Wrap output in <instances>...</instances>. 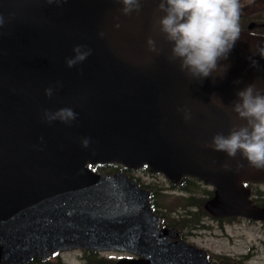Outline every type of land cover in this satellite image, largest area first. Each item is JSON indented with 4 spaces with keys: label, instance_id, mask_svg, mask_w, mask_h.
Segmentation results:
<instances>
[{
    "label": "water",
    "instance_id": "obj_1",
    "mask_svg": "<svg viewBox=\"0 0 264 264\" xmlns=\"http://www.w3.org/2000/svg\"><path fill=\"white\" fill-rule=\"evenodd\" d=\"M159 2L141 0L139 13L123 15L121 0H0L1 263L83 247L140 255L115 264H209L204 251L160 228L147 190L123 172H95L96 163L196 175L216 186L210 212L264 216L242 185L264 179V169L210 146L215 134L247 123L233 111L238 91L251 83L264 90V36L240 31L218 61L226 70L196 77L169 58ZM263 7L257 0L240 12ZM76 45L91 54L69 68ZM65 107L75 121L43 119L44 109Z\"/></svg>",
    "mask_w": 264,
    "mask_h": 264
},
{
    "label": "clouds",
    "instance_id": "obj_2",
    "mask_svg": "<svg viewBox=\"0 0 264 264\" xmlns=\"http://www.w3.org/2000/svg\"><path fill=\"white\" fill-rule=\"evenodd\" d=\"M121 2L123 15L139 13L142 9L141 0ZM159 10L165 13L159 20L160 31L172 44L169 58L179 59L181 70L200 78L208 77L214 71L226 70L218 61L228 58L240 37L239 0H160ZM3 23L4 19L0 16V25ZM116 26L119 27V24ZM147 43L150 51H157L153 38L149 37ZM83 48V45L74 47L75 55L66 59L69 68L83 62L91 54V49L84 51ZM256 63L252 61L253 66ZM53 93V87L45 89L49 98ZM237 95L239 99L233 103V111L247 123L234 126L228 135L215 134L210 146L216 151L226 152L231 158L240 153L251 166L264 169V90L251 83L239 90ZM76 118L77 113L68 107L56 111L43 110V119L48 123L56 120L70 123ZM82 143L87 147L89 140L86 138Z\"/></svg>",
    "mask_w": 264,
    "mask_h": 264
},
{
    "label": "flooded vegetation",
    "instance_id": "obj_3",
    "mask_svg": "<svg viewBox=\"0 0 264 264\" xmlns=\"http://www.w3.org/2000/svg\"><path fill=\"white\" fill-rule=\"evenodd\" d=\"M239 25L242 30L264 34V11L239 17ZM150 176V183L159 186L158 175L150 173ZM183 178L181 186L168 180L169 186L189 190L186 184L193 177ZM246 185L251 190L252 204L264 206V181H247ZM176 220V224L172 225L167 214L161 216L164 225L178 229L179 234L174 239H184L204 248L212 264H264V219L242 215L214 216L201 207L198 215L178 217ZM218 245L225 248L219 249Z\"/></svg>",
    "mask_w": 264,
    "mask_h": 264
},
{
    "label": "rangeland",
    "instance_id": "obj_4",
    "mask_svg": "<svg viewBox=\"0 0 264 264\" xmlns=\"http://www.w3.org/2000/svg\"><path fill=\"white\" fill-rule=\"evenodd\" d=\"M134 174L138 175L139 173L134 172ZM188 183V186H190V184L193 186H191L192 189L187 193H182L180 190H177L168 193L165 192L159 195L157 203L161 209L164 208V211L167 213L170 221L173 218H176L175 213H179L180 211L182 212L184 209H188L189 212H193L192 215H198V210L200 206L197 207L194 211L189 205V201L187 198L189 197L191 202L198 203L200 197L203 194V188L201 187V185L196 184L194 182L189 181ZM189 216L190 215H186L185 217ZM217 248L222 249L225 248V246L218 245ZM100 253L105 254V256L108 255L114 258H118L123 254L118 251H101ZM48 262H50L49 264H89L86 262L85 251L83 249L78 248L62 251L60 252V255H58V257L52 256L44 260L43 262L33 261L29 264H48Z\"/></svg>",
    "mask_w": 264,
    "mask_h": 264
},
{
    "label": "trees",
    "instance_id": "obj_5",
    "mask_svg": "<svg viewBox=\"0 0 264 264\" xmlns=\"http://www.w3.org/2000/svg\"><path fill=\"white\" fill-rule=\"evenodd\" d=\"M114 166V165H113ZM107 166L98 165L97 169L105 170ZM86 262L89 264H113L114 259L108 258L96 251L86 252Z\"/></svg>",
    "mask_w": 264,
    "mask_h": 264
}]
</instances>
